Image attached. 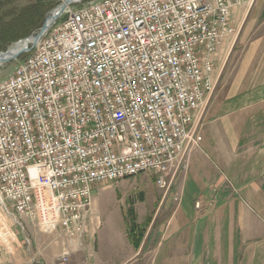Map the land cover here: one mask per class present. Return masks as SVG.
Here are the masks:
<instances>
[{
  "label": "built area",
  "instance_id": "2783aa9c",
  "mask_svg": "<svg viewBox=\"0 0 264 264\" xmlns=\"http://www.w3.org/2000/svg\"><path fill=\"white\" fill-rule=\"evenodd\" d=\"M239 1L79 0L28 46L0 81V207L20 231L81 236L99 184L147 172L168 188Z\"/></svg>",
  "mask_w": 264,
  "mask_h": 264
},
{
  "label": "rangeland",
  "instance_id": "374dc122",
  "mask_svg": "<svg viewBox=\"0 0 264 264\" xmlns=\"http://www.w3.org/2000/svg\"><path fill=\"white\" fill-rule=\"evenodd\" d=\"M3 1L5 5L0 15L10 9L19 10L32 5L37 0ZM42 1L49 8L44 15L43 24L49 13L63 0ZM93 1L95 0H83L84 3ZM68 8L75 9L76 5L71 4ZM231 21L234 33L226 38L215 58L213 92L196 119L195 133L201 140L178 157L168 176V188L160 189L155 184L153 174L147 172L113 183L99 184L92 194L91 204L84 218L83 234L73 239L59 229L47 233L39 225L23 218L18 219L24 226L25 231L22 232L0 207V260L11 264H46L43 261L45 257V260L53 264L54 256V264H60L57 258L66 252L67 262L64 264H74L71 257L83 252V255L91 256L89 261L92 264H140V261L135 260L139 254L143 257L142 264H151L150 258L154 253L149 246L154 241L149 240V234L156 235L155 237L159 235L161 228L168 224L172 212L180 208L182 196L184 195V204L191 199L189 202L195 212L202 211L201 202L192 200L196 195V188L190 189L191 179L186 178L185 172L189 155L203 141L204 130L211 126L214 119L229 115L230 111H264V105L259 100L253 104H244L247 98H264V0H240L232 9ZM38 30L39 28L26 38ZM14 43L3 44L0 52ZM19 61L21 60L16 59L0 66V81L14 71ZM235 104L236 109L233 110ZM230 118L228 117L234 125L244 123L242 128H252L247 122ZM227 187L231 190L228 184ZM212 191L210 188L209 192ZM7 206L9 207L8 204ZM24 238L28 240V244ZM134 242L137 247L133 246ZM53 244L57 247L56 252ZM93 250L95 254H91ZM134 251L136 255L133 254Z\"/></svg>",
  "mask_w": 264,
  "mask_h": 264
},
{
  "label": "crops",
  "instance_id": "0c3cea01",
  "mask_svg": "<svg viewBox=\"0 0 264 264\" xmlns=\"http://www.w3.org/2000/svg\"><path fill=\"white\" fill-rule=\"evenodd\" d=\"M254 98L244 104L259 100L264 105V98ZM230 112L210 123L201 145L188 158L186 178L191 179L190 189L196 188L192 200L201 202L202 211L195 212L191 199L184 204L182 196L180 208L159 235L149 234L154 241L149 246L154 253L151 264H264V111ZM228 117L252 128L234 125ZM90 257L79 252L71 261L92 264ZM142 259L141 254L135 258L140 264Z\"/></svg>",
  "mask_w": 264,
  "mask_h": 264
},
{
  "label": "trees",
  "instance_id": "16d2710c",
  "mask_svg": "<svg viewBox=\"0 0 264 264\" xmlns=\"http://www.w3.org/2000/svg\"><path fill=\"white\" fill-rule=\"evenodd\" d=\"M4 5V1L0 0V11ZM46 6L42 0H37L34 4L19 10L10 9L5 13L3 12L0 15V50L4 47L3 44H11L26 38L40 28L44 15L49 10ZM133 246L137 247V243L134 242Z\"/></svg>",
  "mask_w": 264,
  "mask_h": 264
},
{
  "label": "water",
  "instance_id": "95a60500",
  "mask_svg": "<svg viewBox=\"0 0 264 264\" xmlns=\"http://www.w3.org/2000/svg\"><path fill=\"white\" fill-rule=\"evenodd\" d=\"M78 1L79 0H63L60 5H58V11L56 14H53L51 11L37 33L14 43L5 51L0 52V66L7 62L16 60L19 56L28 51L29 45L34 47L46 30L58 19V17L67 9V7Z\"/></svg>",
  "mask_w": 264,
  "mask_h": 264
},
{
  "label": "bare ground",
  "instance_id": "6f19581e",
  "mask_svg": "<svg viewBox=\"0 0 264 264\" xmlns=\"http://www.w3.org/2000/svg\"><path fill=\"white\" fill-rule=\"evenodd\" d=\"M57 11H58V6L55 9L52 10V13L56 14Z\"/></svg>",
  "mask_w": 264,
  "mask_h": 264
}]
</instances>
